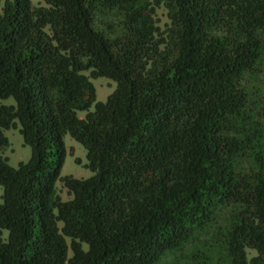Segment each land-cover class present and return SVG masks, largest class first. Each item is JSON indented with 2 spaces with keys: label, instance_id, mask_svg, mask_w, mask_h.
Masks as SVG:
<instances>
[{
  "label": "trees",
  "instance_id": "trees-1",
  "mask_svg": "<svg viewBox=\"0 0 264 264\" xmlns=\"http://www.w3.org/2000/svg\"><path fill=\"white\" fill-rule=\"evenodd\" d=\"M43 3L0 8V264H264V0Z\"/></svg>",
  "mask_w": 264,
  "mask_h": 264
},
{
  "label": "rangeland",
  "instance_id": "rangeland-1",
  "mask_svg": "<svg viewBox=\"0 0 264 264\" xmlns=\"http://www.w3.org/2000/svg\"><path fill=\"white\" fill-rule=\"evenodd\" d=\"M5 0H0V8L3 6ZM32 5L44 4L43 0H31ZM157 17L161 24L166 21L165 11L161 8L157 10ZM88 74L87 71L84 72ZM95 88V100L105 101L107 96L115 89L116 82L106 77L90 78ZM15 101L12 97L0 99V105H14ZM79 118H83L85 111H76ZM19 122L15 120V125L3 130L4 136L7 138V144L0 147V155L7 158V162L12 167H17L19 162H26L31 155V149L28 145L23 143L22 136L19 132ZM63 144L65 155L62 166L60 168V175H72L77 178H87L91 175L90 169L86 166V151L81 143L73 139L68 133L63 136ZM78 160V162L76 161ZM61 190V191H60ZM57 192L62 199H66V190L61 188L57 182ZM2 187L0 185V201H1ZM7 230H0V237H6Z\"/></svg>",
  "mask_w": 264,
  "mask_h": 264
}]
</instances>
